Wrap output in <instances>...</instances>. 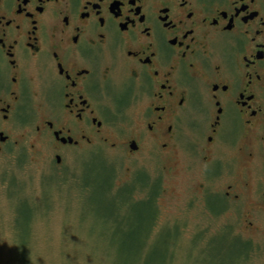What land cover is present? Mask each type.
<instances>
[{
    "label": "flooded vegetation",
    "instance_id": "flooded-vegetation-1",
    "mask_svg": "<svg viewBox=\"0 0 264 264\" xmlns=\"http://www.w3.org/2000/svg\"><path fill=\"white\" fill-rule=\"evenodd\" d=\"M34 127L57 163L114 132L190 172V209L264 213V0H0V150Z\"/></svg>",
    "mask_w": 264,
    "mask_h": 264
},
{
    "label": "rangeland",
    "instance_id": "rangeland-1",
    "mask_svg": "<svg viewBox=\"0 0 264 264\" xmlns=\"http://www.w3.org/2000/svg\"><path fill=\"white\" fill-rule=\"evenodd\" d=\"M108 135L117 147L97 137L91 147L60 148L61 163L35 127L0 150V264H264L256 204L228 205L221 216L200 203L190 209L198 185L187 169L146 146L129 153Z\"/></svg>",
    "mask_w": 264,
    "mask_h": 264
},
{
    "label": "trees",
    "instance_id": "trees-1",
    "mask_svg": "<svg viewBox=\"0 0 264 264\" xmlns=\"http://www.w3.org/2000/svg\"><path fill=\"white\" fill-rule=\"evenodd\" d=\"M93 186H95V184H94V182L93 181H90V185H89V188H92ZM156 186H153V188H152V190H151V192H150V194H149V196H148V199H147V202L148 203H150V204H152V205H154V195L156 194L155 192H156V190H154V188H155ZM110 189H111V181H110V183L107 185V188L105 189L106 191H110ZM123 189H125V191L127 190V194H126V196H128V197H130V193L132 192V188L130 187V186H125V187H122L121 189H119V190H123ZM118 190V191H119ZM128 200V199H127ZM126 200V201H127ZM122 203V205L124 204V201H122L121 202ZM126 203V202H125Z\"/></svg>",
    "mask_w": 264,
    "mask_h": 264
},
{
    "label": "water",
    "instance_id": "water-1",
    "mask_svg": "<svg viewBox=\"0 0 264 264\" xmlns=\"http://www.w3.org/2000/svg\"><path fill=\"white\" fill-rule=\"evenodd\" d=\"M57 160H58V161H60V160H61L59 156L57 157Z\"/></svg>",
    "mask_w": 264,
    "mask_h": 264
}]
</instances>
